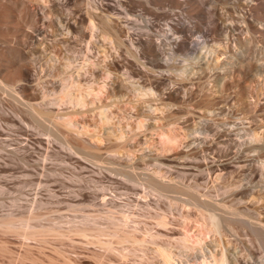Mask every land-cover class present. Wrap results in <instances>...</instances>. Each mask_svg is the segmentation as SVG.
Returning <instances> with one entry per match:
<instances>
[{"label": "rangeland", "instance_id": "1", "mask_svg": "<svg viewBox=\"0 0 264 264\" xmlns=\"http://www.w3.org/2000/svg\"><path fill=\"white\" fill-rule=\"evenodd\" d=\"M121 1L99 0L91 11L97 22L108 16L113 24L107 30L113 38L119 29L123 43L96 35L89 48L91 34L82 28L89 22L87 0H0V216L34 209L60 223L56 231L39 227L28 238L0 226V264H193L221 249L215 238L232 264H263L264 243L250 227L237 220L223 228V235H214L207 230L209 210L199 203L206 200L207 207L217 209L224 200L246 212L243 218L263 217L261 186L252 193L235 190L250 173L246 127L263 137L264 109L258 116L237 106L238 111H205L202 97L209 85L179 99L176 107L138 94L134 83L153 81L160 87L164 82L149 78L129 39L149 30L165 38L169 10L145 0ZM61 16L71 33L60 27ZM85 54L96 63L80 78L96 80L97 88L86 105H52V111L42 113L18 110L24 96L49 106L43 102L51 96L44 98V92H52L55 83L60 89L63 77L78 75ZM20 67L29 74L18 77ZM247 86L256 94L255 81L242 82L239 90ZM258 97L264 103V94ZM151 104L160 108L151 111ZM104 105L108 111H100ZM84 216L92 220L72 229L70 221ZM116 228L122 238L134 230L148 240L120 241L108 234ZM186 236L201 243L187 250L179 241ZM160 247L168 250V260L157 251Z\"/></svg>", "mask_w": 264, "mask_h": 264}, {"label": "bare ground", "instance_id": "2", "mask_svg": "<svg viewBox=\"0 0 264 264\" xmlns=\"http://www.w3.org/2000/svg\"><path fill=\"white\" fill-rule=\"evenodd\" d=\"M57 1L58 3H62L64 0ZM98 1L99 0H87L88 9L86 12L89 15V22L82 25L83 30H89L91 34L89 48L96 35H100L104 41L110 39L111 42H119L121 45L123 39L119 29H115L116 33L113 34V38L111 33L107 30V25L113 24L108 16L107 20L104 19L103 23L97 22L95 19V14L92 13L91 8L97 9ZM116 1L122 2L121 0ZM145 1L154 3L160 7L168 8L169 11L168 13L165 11V14H167L169 18L168 24L170 33L165 34V38H159L158 34L149 30L147 32H140L136 37L129 39L130 45L134 48V55L141 63L142 68L146 71L149 78L164 82L163 86L159 85L160 87L153 86L152 79L150 80L151 85L149 86L142 84L137 85L134 83L135 89L139 90L138 94L143 96L149 94L153 100H161L162 105L176 107L179 99L182 98L187 100L193 94L194 90H199L202 86L200 90H204L205 87L209 85L208 90H204L206 95L204 98L202 97L204 101H201L202 104H204V102L206 103L205 105L207 107L204 106L206 108L205 111H234L236 106L238 110L241 109V111L258 112L264 109V103H261L258 97L264 94V0ZM207 4H209L210 7H207ZM153 24L148 23L147 27L153 29L155 28L152 26ZM59 25L63 30L67 29V31H69V25L64 21L63 16L59 17ZM69 33H71V31H69ZM35 34L39 36L42 34V30H39ZM196 34H199L200 38H194ZM193 41H195V43H193ZM11 61L17 62L18 57L14 59L13 56ZM95 63L96 62L92 60L89 54H85L83 56V61L78 64V75L65 76L63 77L64 81L60 89H57V83H55L52 92H44V98L48 95L51 96L48 101L43 102V104L49 106L44 107L42 103L34 102L33 97L24 96L21 100V97L17 95V97L14 96L16 99L19 98L18 100H21L20 103H22L21 105L18 103L20 105V107L18 105V110L42 113V111H52V105L61 106L70 103H73L74 106L79 104H81V106L86 105L89 96L97 89L94 86L96 80L84 81L80 76H88L92 73L90 66ZM107 71L110 72L108 68ZM28 74V69L22 67L18 68V77L23 78ZM247 81H255L257 83L258 90L256 94L254 90H251L250 86H247L245 90H239L241 89L242 82L245 83ZM153 84L155 83L153 82ZM103 86H105V84ZM167 89H169V91H167ZM254 95L258 97L255 100L253 99ZM191 99L192 98H190V100ZM197 100L195 106H198L197 102L198 104L200 103L201 97L200 100ZM99 107H101L100 111H108L109 108L107 105ZM150 108L151 111H156L160 106L151 104ZM236 108L235 111H238ZM256 112L255 114L258 116L260 111L258 114ZM261 114L264 113L262 112ZM105 117L107 118V115H105ZM67 124H70V122L68 121ZM246 129L248 130L247 133L250 135L249 140H246L248 142H245L246 144L249 143V145L246 146L248 147L246 150L250 151V156L249 162L246 160L249 167L248 165L247 167L244 166L246 169L249 168L247 170H250V173L247 172L249 175L246 180H244L245 183L243 181L241 183H239L240 181L238 182L239 184L236 185L237 188L235 191L241 192L242 189H244L242 193L246 191L252 193L258 186L264 189V183H261L263 181L262 173L264 170V136L261 137V133L253 126L249 128L246 127ZM122 136H124L123 132H121L119 137ZM66 137L70 139L71 136L67 134ZM236 139L237 138L233 140ZM238 151L240 152V150ZM238 151H236V154ZM238 154L240 155L242 153L240 152ZM246 157L248 156L246 155ZM162 177L159 180L158 177L157 180L159 182L163 181L164 183L165 180ZM231 190H234V188ZM209 202L211 201L209 200ZM206 203L205 200L199 204L209 210L211 219L209 221H211V223L208 222V232L214 233V235H223V228L225 226L228 227L231 223L241 220L244 222V227L245 224L250 227V230L254 232L252 234H255L256 237L264 243V215H262L263 217H259L255 215L256 213L254 212L255 214L250 215V218H243L242 216L246 212H242V210L236 207L232 208V206L224 200L217 203V209L207 207ZM259 212L260 211H258V213ZM262 212L263 211H261V213ZM1 214L0 226L19 230L25 238H28L30 234H36L41 231V229H37L39 227H46L51 231H56L60 227V223L56 217H44L43 214L34 209L28 210V214L23 215H17V213L12 210L2 212ZM127 217L128 216L125 215L124 222L126 225H129ZM160 218L161 220L159 222L165 224V216L160 214ZM90 220L92 219L89 216H84L82 220L73 219L70 221L71 228L73 229L74 227L85 225ZM109 220L110 223H116L114 220ZM133 231L134 230H132L129 235L125 234L123 238L118 228L113 232H108V234L119 236L120 241L131 240L133 243L148 240L146 234L144 235L145 237L143 236V239H141L136 234L132 233ZM148 231L147 233H149L152 238H155V234L150 228ZM83 233L88 235L87 231H83ZM194 240H191L189 236L179 239L182 247L184 246L187 250L194 246L196 247V243H201L200 239L195 240L197 242ZM214 241L217 242L215 246H221V249L214 253H210V257L205 255L202 260L193 264H232L231 260L233 261L234 259H229V256L222 246L221 239L215 238ZM157 251L163 256L164 260L169 259V252H167V249L160 247ZM233 255L235 261L238 262L239 257L237 253L233 252Z\"/></svg>", "mask_w": 264, "mask_h": 264}]
</instances>
